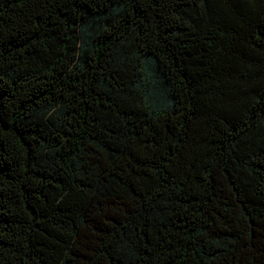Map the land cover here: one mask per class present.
<instances>
[{
	"label": "trees",
	"instance_id": "trees-1",
	"mask_svg": "<svg viewBox=\"0 0 264 264\" xmlns=\"http://www.w3.org/2000/svg\"><path fill=\"white\" fill-rule=\"evenodd\" d=\"M0 264H264V0H0Z\"/></svg>",
	"mask_w": 264,
	"mask_h": 264
}]
</instances>
